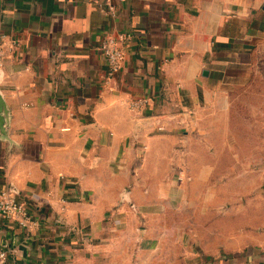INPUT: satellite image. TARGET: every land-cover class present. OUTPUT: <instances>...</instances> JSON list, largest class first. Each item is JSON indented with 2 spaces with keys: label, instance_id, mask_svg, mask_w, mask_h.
<instances>
[{
  "label": "crops",
  "instance_id": "0c3cea01",
  "mask_svg": "<svg viewBox=\"0 0 264 264\" xmlns=\"http://www.w3.org/2000/svg\"><path fill=\"white\" fill-rule=\"evenodd\" d=\"M124 31L109 79L100 43ZM0 35V190L35 222L0 216V250L24 264H129L162 192L147 186L153 161L174 158L177 134L247 79L264 0H0ZM135 98L148 103L133 111Z\"/></svg>",
  "mask_w": 264,
  "mask_h": 264
},
{
  "label": "rangeland",
  "instance_id": "374dc122",
  "mask_svg": "<svg viewBox=\"0 0 264 264\" xmlns=\"http://www.w3.org/2000/svg\"><path fill=\"white\" fill-rule=\"evenodd\" d=\"M177 137L174 158L153 161L161 168L147 173V186L162 192L150 196L156 209L136 227L146 247H134L129 264H257L253 257L264 254V45L247 79Z\"/></svg>",
  "mask_w": 264,
  "mask_h": 264
},
{
  "label": "built area",
  "instance_id": "2783aa9c",
  "mask_svg": "<svg viewBox=\"0 0 264 264\" xmlns=\"http://www.w3.org/2000/svg\"><path fill=\"white\" fill-rule=\"evenodd\" d=\"M106 12L110 17H116L117 7L113 3H109L106 7ZM132 37L131 31H124L116 35L107 34L100 43V49L108 60L109 79L114 78L121 70L125 59V45ZM4 38L5 36L0 35V39ZM2 65L3 60L0 55V66ZM147 103V98H135L131 100L130 108L133 111H139ZM0 216L5 220L15 222L25 229H30L35 224L27 204L19 200L18 196L8 189L0 190ZM7 249L8 246L6 245L0 250V264H24L16 259H11Z\"/></svg>",
  "mask_w": 264,
  "mask_h": 264
},
{
  "label": "trees",
  "instance_id": "16d2710c",
  "mask_svg": "<svg viewBox=\"0 0 264 264\" xmlns=\"http://www.w3.org/2000/svg\"><path fill=\"white\" fill-rule=\"evenodd\" d=\"M259 255H264V254H259Z\"/></svg>",
  "mask_w": 264,
  "mask_h": 264
}]
</instances>
